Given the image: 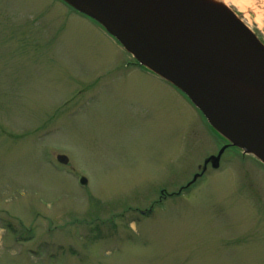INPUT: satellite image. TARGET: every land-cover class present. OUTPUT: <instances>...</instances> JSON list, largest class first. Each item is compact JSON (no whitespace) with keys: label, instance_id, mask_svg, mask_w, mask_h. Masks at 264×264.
I'll use <instances>...</instances> for the list:
<instances>
[{"label":"rangeland","instance_id":"rangeland-1","mask_svg":"<svg viewBox=\"0 0 264 264\" xmlns=\"http://www.w3.org/2000/svg\"><path fill=\"white\" fill-rule=\"evenodd\" d=\"M228 1L264 48V0ZM227 145L72 7L0 0V264H264V164Z\"/></svg>","mask_w":264,"mask_h":264},{"label":"water","instance_id":"water-1","mask_svg":"<svg viewBox=\"0 0 264 264\" xmlns=\"http://www.w3.org/2000/svg\"><path fill=\"white\" fill-rule=\"evenodd\" d=\"M62 1L99 24L140 64L183 93L233 146L264 164V126L257 115L202 77L229 79L264 92V48L220 4L191 13L178 0ZM211 9L224 15L227 24L204 19ZM221 45H241L252 54ZM56 161L63 166L69 162L62 155ZM80 185L86 186L87 180L81 178Z\"/></svg>","mask_w":264,"mask_h":264},{"label":"bare ground","instance_id":"bare-ground-1","mask_svg":"<svg viewBox=\"0 0 264 264\" xmlns=\"http://www.w3.org/2000/svg\"><path fill=\"white\" fill-rule=\"evenodd\" d=\"M184 8L187 9L186 5L180 0H178ZM228 0H222V4L227 6ZM231 4H235L234 2L230 1ZM206 4L212 7L211 0H206ZM182 7V6H181ZM183 8V9H184ZM213 20V18L217 21H221L227 24V19L224 15L218 12L216 9H211L207 16L204 19ZM221 48H224L229 51L236 52L242 55L250 56L252 53L245 47L241 45H221ZM207 81L219 86L222 90L226 91L230 95H232L235 99L239 102L244 104L247 108H249L257 117L259 118L261 124L264 126V92H261L259 89L252 87L250 85L240 83L237 81L219 78L215 76L205 75L202 76ZM252 151H257L252 149Z\"/></svg>","mask_w":264,"mask_h":264}]
</instances>
